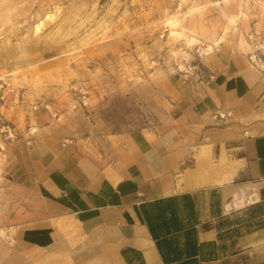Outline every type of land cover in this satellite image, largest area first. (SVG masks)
Wrapping results in <instances>:
<instances>
[{
	"label": "crops",
	"instance_id": "crops-1",
	"mask_svg": "<svg viewBox=\"0 0 264 264\" xmlns=\"http://www.w3.org/2000/svg\"><path fill=\"white\" fill-rule=\"evenodd\" d=\"M227 58L197 100L98 152L40 125L0 264H264V80Z\"/></svg>",
	"mask_w": 264,
	"mask_h": 264
},
{
	"label": "rangeland",
	"instance_id": "rangeland-1",
	"mask_svg": "<svg viewBox=\"0 0 264 264\" xmlns=\"http://www.w3.org/2000/svg\"><path fill=\"white\" fill-rule=\"evenodd\" d=\"M263 45L264 0H0V76L14 88H0V122L15 133H0L15 155L0 167V234L32 187L25 148L41 126L98 152L197 100L229 54L264 80Z\"/></svg>",
	"mask_w": 264,
	"mask_h": 264
},
{
	"label": "built area",
	"instance_id": "built-area-1",
	"mask_svg": "<svg viewBox=\"0 0 264 264\" xmlns=\"http://www.w3.org/2000/svg\"><path fill=\"white\" fill-rule=\"evenodd\" d=\"M262 51L264 52V45ZM0 88H9V90L11 91L14 90L10 81L6 80L3 76H0ZM2 97L3 96L0 94V98ZM230 114H231L230 110H222V111L217 110L212 113V117L215 119L224 120L225 118L229 117ZM0 133L2 134V137L4 139H13L15 137L13 128L8 123L5 122H0ZM0 237L7 245H12V243L14 242V230L12 229L11 226L4 227L3 234H0Z\"/></svg>",
	"mask_w": 264,
	"mask_h": 264
},
{
	"label": "bare ground",
	"instance_id": "bare-ground-1",
	"mask_svg": "<svg viewBox=\"0 0 264 264\" xmlns=\"http://www.w3.org/2000/svg\"><path fill=\"white\" fill-rule=\"evenodd\" d=\"M174 22V21H173ZM234 22V21H233ZM233 25V24H232ZM172 33V32H171ZM193 38V37H192ZM194 39V38H193ZM189 40H191V39H189ZM192 41V40H191Z\"/></svg>",
	"mask_w": 264,
	"mask_h": 264
}]
</instances>
